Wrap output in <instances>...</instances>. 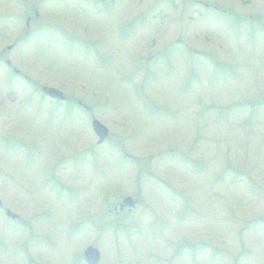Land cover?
Segmentation results:
<instances>
[{
	"label": "rangeland",
	"instance_id": "obj_1",
	"mask_svg": "<svg viewBox=\"0 0 264 264\" xmlns=\"http://www.w3.org/2000/svg\"><path fill=\"white\" fill-rule=\"evenodd\" d=\"M89 246L264 264V0H0V264Z\"/></svg>",
	"mask_w": 264,
	"mask_h": 264
},
{
	"label": "water",
	"instance_id": "obj_2",
	"mask_svg": "<svg viewBox=\"0 0 264 264\" xmlns=\"http://www.w3.org/2000/svg\"><path fill=\"white\" fill-rule=\"evenodd\" d=\"M41 92L50 99H55L58 101H63L65 99L64 95L61 92L52 88L43 87L41 88ZM91 129L94 135L98 138L97 144L100 145L108 135L107 129L96 120H93L91 122ZM133 207L134 202L132 201V199L130 197H126L121 201L118 209L119 211H122L124 208ZM7 215H9L8 212ZM83 259L85 264H98L100 259L99 251L89 246L83 251Z\"/></svg>",
	"mask_w": 264,
	"mask_h": 264
},
{
	"label": "trees",
	"instance_id": "obj_3",
	"mask_svg": "<svg viewBox=\"0 0 264 264\" xmlns=\"http://www.w3.org/2000/svg\"><path fill=\"white\" fill-rule=\"evenodd\" d=\"M124 211H127V210H124ZM124 211L121 212V213H118V214H115V213H114L115 221H114V222H106V223H104V224H105V225L110 224V225L112 226V228L115 229L116 226L118 225V221H119L118 218H119L123 213H125ZM114 223H116V226H114Z\"/></svg>",
	"mask_w": 264,
	"mask_h": 264
}]
</instances>
